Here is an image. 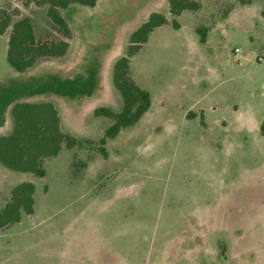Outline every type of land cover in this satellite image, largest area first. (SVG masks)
Instances as JSON below:
<instances>
[{
  "label": "rangeland",
  "instance_id": "374dc122",
  "mask_svg": "<svg viewBox=\"0 0 264 264\" xmlns=\"http://www.w3.org/2000/svg\"><path fill=\"white\" fill-rule=\"evenodd\" d=\"M194 1L130 59L151 104L105 156L110 121L94 110L121 109L113 63L149 14L169 18L167 0L69 6L66 54L23 74L5 60L9 29L0 36V135L13 103L49 101L63 132L92 141L45 161L44 178L0 165V207L34 185L33 213L0 233V264H264V0ZM26 2L0 8L29 17L38 40L63 39Z\"/></svg>",
  "mask_w": 264,
  "mask_h": 264
},
{
  "label": "trees",
  "instance_id": "16d2710c",
  "mask_svg": "<svg viewBox=\"0 0 264 264\" xmlns=\"http://www.w3.org/2000/svg\"><path fill=\"white\" fill-rule=\"evenodd\" d=\"M97 0H27L26 5L45 7L51 32L63 37L58 41L38 40L29 17H19V10L0 8V36L9 29L5 60L12 71L23 74L43 59L60 58L69 48L71 31L61 11L71 5L92 8ZM168 16L153 12L139 24L128 37L124 55L112 66V84L122 101L117 112L99 107L94 110L97 117L110 121L109 126L98 139L99 150L106 155L104 145L127 127L135 125L147 112L151 104L150 94L140 88L132 79L130 59L147 42L150 34L164 24L178 28L176 17L182 12H195L200 8L194 0H167ZM16 19V20H15ZM199 41L204 43L205 30L198 29ZM12 128L0 135V165L14 173H27L36 178H44V162L56 157L65 149L91 144V140L76 138L62 131L60 115L55 105L49 101H17L10 108ZM264 131V124L261 126ZM94 143V142H93ZM34 185L22 182L14 185L7 201L0 207V233L19 223L22 216L33 213Z\"/></svg>",
  "mask_w": 264,
  "mask_h": 264
},
{
  "label": "crops",
  "instance_id": "0c3cea01",
  "mask_svg": "<svg viewBox=\"0 0 264 264\" xmlns=\"http://www.w3.org/2000/svg\"><path fill=\"white\" fill-rule=\"evenodd\" d=\"M11 128H12V126H11ZM10 131H11V130H10ZM10 131H9V132H10ZM9 132H8V133H9ZM2 135H3V134H2Z\"/></svg>",
  "mask_w": 264,
  "mask_h": 264
}]
</instances>
